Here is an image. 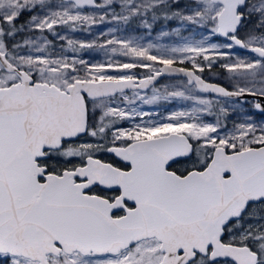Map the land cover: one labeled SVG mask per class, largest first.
<instances>
[{
  "label": "snow or ice",
  "instance_id": "1",
  "mask_svg": "<svg viewBox=\"0 0 264 264\" xmlns=\"http://www.w3.org/2000/svg\"><path fill=\"white\" fill-rule=\"evenodd\" d=\"M252 110L264 0H0V264H264Z\"/></svg>",
  "mask_w": 264,
  "mask_h": 264
},
{
  "label": "rangeland",
  "instance_id": "2",
  "mask_svg": "<svg viewBox=\"0 0 264 264\" xmlns=\"http://www.w3.org/2000/svg\"><path fill=\"white\" fill-rule=\"evenodd\" d=\"M114 26L115 25L106 22L104 24H98V25L94 26L91 29L90 34L87 33V32L78 31V32H75V33H69V36L72 39H76V40H80V41H94V40H97V42H100L97 39L99 37L100 33L101 32H105L106 33L109 28L114 27ZM175 26H176L175 23H173L172 27H175ZM157 31H159V25L157 26ZM157 31H154L152 33V37L153 38L156 37ZM141 34H143L142 31H141ZM161 42L170 43L171 41L170 40H164V41H161ZM234 51H235V54L239 55V56L247 55V54L241 52L238 49H236ZM80 55L82 56V58L91 59L94 62L104 59L103 53L100 52L99 50H85ZM214 71H216V70H214ZM219 73L220 74L218 76H212L211 73H209V75H210L209 77H211L212 79H221V80L225 81V83L227 85H229L227 80H226V74H224L223 72H219ZM167 82H168V79L164 78L163 80L160 81V83L157 85V87H159L160 85H163V84H165ZM172 102H174L175 104H174V106H171L170 109H168V110H166V107L164 106V104L166 102H161L158 105H141V107L143 108L144 111H149V112L159 111L161 114L162 113H166L167 114V112H169V111H171V110H173V109H175V108H177L179 106L185 105L187 103V102L179 101V100L172 101ZM167 103H170V102H167ZM235 119H237V117ZM229 123H231V120H229Z\"/></svg>",
  "mask_w": 264,
  "mask_h": 264
},
{
  "label": "trees",
  "instance_id": "3",
  "mask_svg": "<svg viewBox=\"0 0 264 264\" xmlns=\"http://www.w3.org/2000/svg\"><path fill=\"white\" fill-rule=\"evenodd\" d=\"M26 18H27V16L22 17L21 20L18 21V23H22ZM214 70H216L217 72H222V70H220L219 68H216V69H214ZM209 76H210L209 73H205V77H206V78H209ZM211 80H212V81H216V82H220V83L224 84V85L227 86V87L229 86V85H227V84L225 83V81H223V80H221V79H212V78H211ZM174 104H175L174 102H170V103H167V102H166V103L164 104V106L166 107V110H168V109H170L171 106H174ZM163 114L166 115V113H162V115H163ZM207 118H208V119H212V117H207Z\"/></svg>",
  "mask_w": 264,
  "mask_h": 264
},
{
  "label": "flooded vegetation",
  "instance_id": "4",
  "mask_svg": "<svg viewBox=\"0 0 264 264\" xmlns=\"http://www.w3.org/2000/svg\"><path fill=\"white\" fill-rule=\"evenodd\" d=\"M241 52L245 53V54H248L246 52H244L243 50H240ZM250 114H253L254 115V118L257 120V121H262L264 120V114H261L259 113L258 111H255V110H252V112ZM236 116H232L230 117V120H233L235 119Z\"/></svg>",
  "mask_w": 264,
  "mask_h": 264
},
{
  "label": "water",
  "instance_id": "5",
  "mask_svg": "<svg viewBox=\"0 0 264 264\" xmlns=\"http://www.w3.org/2000/svg\"><path fill=\"white\" fill-rule=\"evenodd\" d=\"M165 78H167V77H165ZM163 79H164V78H163ZM161 80H162V79H161ZM161 80H160V81H161ZM212 82H215V83H220V82H216V81H212ZM221 84H222V83H221ZM223 85H224V84H223ZM224 86H225V85H224ZM226 87H227V86H226Z\"/></svg>",
  "mask_w": 264,
  "mask_h": 264
}]
</instances>
